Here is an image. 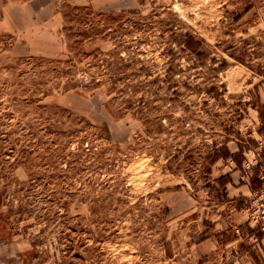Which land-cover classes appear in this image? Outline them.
<instances>
[{"label": "rangeland", "instance_id": "obj_1", "mask_svg": "<svg viewBox=\"0 0 264 264\" xmlns=\"http://www.w3.org/2000/svg\"><path fill=\"white\" fill-rule=\"evenodd\" d=\"M263 72L264 0H0V264L262 263Z\"/></svg>", "mask_w": 264, "mask_h": 264}, {"label": "built area", "instance_id": "obj_2", "mask_svg": "<svg viewBox=\"0 0 264 264\" xmlns=\"http://www.w3.org/2000/svg\"><path fill=\"white\" fill-rule=\"evenodd\" d=\"M242 179H246V175H242ZM262 186L253 192L250 196L245 211L248 213L250 225L264 230V171L260 174Z\"/></svg>", "mask_w": 264, "mask_h": 264}, {"label": "trees", "instance_id": "obj_3", "mask_svg": "<svg viewBox=\"0 0 264 264\" xmlns=\"http://www.w3.org/2000/svg\"><path fill=\"white\" fill-rule=\"evenodd\" d=\"M186 46L188 49H190L193 52H198L202 46H203V40H198L193 36H189L188 40L186 42ZM263 77H264V72L262 73ZM230 154V151H227ZM231 157H235V154L231 155ZM220 158H222V155H220L217 152H213L212 154H209L207 156L208 162L210 165H212L213 163H215L216 161H218ZM207 234V233H206Z\"/></svg>", "mask_w": 264, "mask_h": 264}, {"label": "crops", "instance_id": "obj_4", "mask_svg": "<svg viewBox=\"0 0 264 264\" xmlns=\"http://www.w3.org/2000/svg\"><path fill=\"white\" fill-rule=\"evenodd\" d=\"M260 250L262 251V256H260L261 262L260 264H264V233L259 237V242H257ZM243 264H259L257 261L254 262L253 260H245V262Z\"/></svg>", "mask_w": 264, "mask_h": 264}]
</instances>
